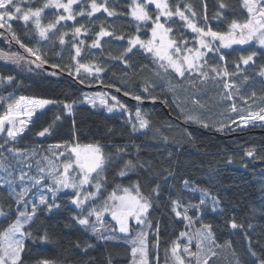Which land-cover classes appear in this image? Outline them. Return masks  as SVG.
<instances>
[{
  "label": "trees",
  "instance_id": "16d2710c",
  "mask_svg": "<svg viewBox=\"0 0 264 264\" xmlns=\"http://www.w3.org/2000/svg\"><path fill=\"white\" fill-rule=\"evenodd\" d=\"M44 2L45 0H31L30 5L23 3L21 6L35 8L42 6ZM97 2L102 3L104 0ZM223 2L227 8L220 10L219 0H169L173 10L177 3L181 6L190 4L197 16L193 18L188 12L186 15L200 26H205L203 17L206 5L207 26L214 31L227 32L233 20L243 23L247 20L248 13L242 0ZM89 4L90 0H81L73 5V9L75 12H79L82 7L90 10ZM130 5L131 0H108L109 8H114L117 12L114 17L107 16L101 10L91 18L78 15L75 20L61 21L58 25H62L63 33H67L65 44L62 46L58 39L43 57L47 61L45 64L58 68L59 71L42 66L37 68L34 63H29L33 61L30 54L12 39L6 29L0 28V50L25 58L19 64L0 58V116L5 113L8 104H14L21 97L55 103V106L35 114L26 131L17 140L16 146L28 151L39 146L50 154L45 149L47 146L98 144L109 157L102 173V187L93 201L79 209L71 204L72 193L58 192L55 203L59 207L47 211L44 206V210L37 213L31 225L25 226L24 230L31 232L34 239L25 240V250L22 253L24 264H38L43 260L55 261V264H109V261L111 264H131L132 244L126 241L129 240L128 235L119 234L112 229L114 239H98L90 227L81 226L74 217L81 213L87 216L89 208L93 205L100 206L118 185L121 190L135 183H139L144 196H152V207L147 215V221L152 225L149 232V264L167 261L173 241L183 244L182 240L179 241L180 233L194 235L203 224L212 226L214 236V242L209 241L210 251L205 256L201 255V258L203 256L204 260H208V264H256V257L250 254L249 249L256 252L257 257L264 258V126L239 127L236 121L241 115H246L247 110L259 111L264 107V80L256 76L261 66H264V48L252 44L248 47L233 46L224 49L219 47L218 41L215 42L217 52L224 57L229 72L236 70L241 56L256 52L253 61L249 65L240 63L241 73L231 77V83L234 81L236 85L231 90L232 100L221 99L216 97L212 88L206 89L205 82L195 74L189 76L186 73L184 77H180L171 68L165 71L154 62L150 53L139 46L126 55L127 63L116 58L129 46V37L139 35L145 42L150 39L151 23L142 24L138 33L136 22L129 14ZM152 10L153 7L150 6V13ZM57 11L55 8L44 9L42 25L54 21ZM218 11L221 12V18L215 19ZM59 13L64 14L63 9ZM161 22H164L163 17ZM10 23L21 43L33 48L39 36L34 24L30 21L25 25L22 20ZM81 25L88 31L85 33L82 30L79 36V40L84 41V46L77 60L85 67L80 68L77 73L78 64L72 60L75 55L72 33L75 27ZM102 25L108 31H115L116 36L123 35L124 39L102 37L101 46L91 48L90 45ZM168 26L172 28L170 37L178 42L180 39L186 40L190 49L198 47L196 34L178 17H173L166 23V27ZM207 61L209 65H221L216 52L208 53ZM97 65L103 71L97 73ZM204 70L210 76L218 77L214 80L221 79L219 86L224 90L222 77L216 76L210 68ZM245 76L249 78L247 81ZM9 77L12 82H8ZM105 87L116 88L122 94L107 91ZM86 91H105L114 96L130 116L139 109L149 121V127L133 132L130 117L123 112L107 113L103 109L82 103V95ZM191 94L199 103L192 101ZM135 96H140L139 101L145 103H134L132 99L136 100ZM65 103L73 104L71 114L62 107ZM233 103L236 105V112L231 111ZM57 116L60 117L59 120L56 119ZM186 117H195L200 123L186 120ZM205 123L208 127L203 126ZM221 125H226L224 130H219ZM49 126V134L44 137L37 135L44 127ZM118 147L124 150L119 158L116 156ZM249 149H255L253 157L245 155ZM0 151L3 152V157H7V163H13L14 176L11 178H15L19 173L16 161L6 153V148ZM128 160L136 164V168L128 170L123 177L119 176L118 172ZM31 169L23 170L34 175ZM4 173L2 171V177H5ZM185 181L190 188L207 190L210 197L214 196L220 202L219 209H223V212L219 209L214 212L209 201L200 212L195 208L189 209L191 221L177 218L171 212V200L179 199L182 207L178 210L183 211V206L198 205L201 197L200 191L185 189ZM157 183L161 185L158 198L152 193ZM3 184L4 181L0 180V211L5 213L0 219V231L16 219L17 207L21 210L24 207L23 204H16L14 194ZM14 187L18 192L19 188ZM28 199L26 196L25 200ZM48 200L51 202L52 197ZM233 217L243 224L242 229L233 230L228 226L226 221ZM89 220L93 222V216ZM105 220L107 219L103 223L107 227L110 222ZM157 226L160 237L158 249L152 247L156 239L152 233H155ZM105 229H101L102 236L108 234ZM45 232L48 235L46 242L39 239ZM166 250H169L167 256Z\"/></svg>",
  "mask_w": 264,
  "mask_h": 264
},
{
  "label": "snow or ice",
  "instance_id": "6c2138e0",
  "mask_svg": "<svg viewBox=\"0 0 264 264\" xmlns=\"http://www.w3.org/2000/svg\"><path fill=\"white\" fill-rule=\"evenodd\" d=\"M81 0H45L42 6L35 8L27 7L24 8L21 5L23 3L31 4V0H0V28L6 29L12 39L20 44L21 48H25L30 55H35L36 60L39 63L36 64L37 68H40L47 61L40 54L38 49H33L26 47L19 38L16 36L15 32L12 29V24L10 23L13 20H22L25 25L30 21L34 24L35 30L38 33L41 40H47L49 34L57 28V25L61 21L75 20L76 16L93 17L95 13L103 12L107 13V16L114 17L117 15V12L114 8L110 9L108 6V0H104L102 3H98L97 0H90L88 8H81L79 12H75L73 5L80 3ZM243 7L247 10L248 18L245 22L240 23L236 20H233L229 25V30L227 32L214 31L210 26H207L208 17L206 15V5H205V15L203 17L205 21V26H200L190 18L189 15H186V12L191 13V16L195 18L197 13L193 10L190 4L177 3L174 10L169 3V0H131L130 6V16L137 25V32L139 33L141 25H146L147 22L151 21V39L147 42L142 40L139 35H135L128 38V47L125 49L124 53H121L117 59L127 63L125 59L128 53H131L136 46H139L145 52L150 53L154 62L158 63L161 68L167 71L171 68L177 73L180 77H184L186 73L189 76L195 74L197 78L201 81H206L211 77L210 73L205 71V68H210L212 73H215L216 76H221L222 78H230L241 73L242 69L240 68V63L244 65H249L253 61V57L256 56V52H252L250 55L241 56L240 62L236 65V70L234 72H229L226 64L225 65H209L207 61V54L214 53L218 51V47L215 44L216 41H219V47L231 48L232 45H243L249 41L256 40L258 41L261 48H264V0H242ZM154 5L156 9L155 17L153 18L152 13H150V6ZM55 8L57 9V15L54 21L49 22L47 25H42V13L44 9ZM227 8V5L223 0H219V9L224 10ZM63 9V13H59V10ZM66 14V15H65ZM161 17L164 18V22H161ZM173 17H178L179 20L183 21L185 26L195 33V39L198 44V47L190 49L188 47V42L186 40L180 39L179 42L177 39L169 36V33L172 32L170 26L166 27ZM215 19L221 18V12L218 11L215 14ZM82 30L86 33L88 30L84 28L83 25L75 27L72 38L73 43L72 47L75 48V55L72 56V60L76 61L78 67L76 72L79 73L80 68L85 67L83 64H79L77 58L81 55V49L84 46V41L79 40V36ZM2 35V33H0ZM67 33H61L58 37L59 43L63 46L65 44V36ZM102 37H115L116 39L123 40L124 36H116L115 31L106 30L103 25L100 28V31L96 33V39L90 45L91 48H99L101 46ZM78 41V44H77ZM79 45V46H78ZM0 58L11 60L13 63L19 64L21 60L25 58L19 56L16 53L7 54L0 50ZM221 61L224 60L223 56H220ZM166 63H161V62ZM29 63H34L31 61ZM97 73L103 71L99 65L95 67ZM71 75V71L69 72ZM260 76H264V66H261L259 73ZM245 81L249 78L244 77ZM8 82H12V78H8ZM223 86L227 91L224 94V99L232 100V89L236 87L235 82L229 83L227 79L223 80ZM147 91V88H145ZM128 94V93H126ZM94 99V98H93ZM115 100V97H113ZM134 99L141 100L140 96H135ZM25 98L21 97L20 101H24ZM20 101H17L15 104H8L7 111L3 116H0V133L7 132V137L3 144H0V149H4L9 142H15L17 137L25 132V129L29 123L28 120L17 119V113L21 111L22 106ZM91 102V101H90ZM103 102V101H102ZM198 103V101H193ZM53 103V101L44 100V99H32L28 101L30 107L25 112V115L29 118L33 116L36 110L45 108L46 105ZM117 105L121 109L124 108L123 105H120L117 101ZM115 107V106H114ZM65 110L71 114L73 110L72 103L64 104ZM109 112L113 111V107H108ZM231 111L236 112L237 108L235 103L231 106ZM57 120L60 119L59 116L56 117ZM136 119L138 122V127L136 123H133V132H136L141 129H147L149 127V121L144 118L140 110L137 109ZM186 120H194L197 123L195 117H186ZM257 120L264 121V107L259 109L257 113H249L248 116H240V121L243 126H248L250 122H255ZM234 124L235 121H232ZM204 127H208L205 123ZM226 125H221L219 130H224ZM51 131V126L44 127L41 131L37 133L38 136L44 137L46 134H49ZM56 148L61 147L56 145ZM53 146L49 147V151H52ZM7 151L13 154V159L18 165L19 175L15 178L13 177V165L6 163L7 157H3V152L0 151V171L6 172V177H0V180L4 181L2 186L7 187L12 194H14V199L16 204L19 206L23 204V210L17 207V216L14 222L9 224V226L0 231V264H24L22 258V253L25 250V240L34 239L31 232H28L25 229V226H30L34 221L37 213L44 210L46 206L47 211H51L54 207H59L55 203V199L58 192H61L65 189H71L74 192V195L71 198V203L79 209H83L87 202H91L98 196L100 189L103 184L102 173L105 170L106 164L109 161V157L105 155L103 149L97 145H86L80 146L79 144L71 146V154L75 157L74 160L69 159L67 162L63 163L62 171L59 170V167L55 162L49 159L47 156L43 157V160L46 161L44 166H40V161L37 160V174L32 175L30 172H26L23 169L27 167L28 169L32 168V164L28 161L36 156V151L33 150L29 152L27 149L21 150L15 147H7ZM124 150L117 148L116 156L119 158L120 153ZM255 149H249L246 151L245 155L253 157ZM65 153L53 152V155L59 159L60 156H63ZM131 160L125 161V164L118 172L119 176H125L128 170H134L136 168ZM144 167L143 164L140 165ZM95 174V175H93ZM169 175H172L169 172ZM49 181V183H45ZM27 182V183H26ZM167 182V178H165ZM19 183L20 190L16 192L14 185ZM91 185L95 188V191H88L87 187ZM32 188H37L39 195L36 199L25 200V197L28 196ZM46 188L47 192L52 194V201L49 202L48 198L44 194V189ZM120 186H117V189L114 190L100 206L93 205L89 208L87 216H84L82 213L74 219L85 228H91V232L97 236L98 239L110 240L113 239L111 236H102L101 229L103 226V217L105 213H108L111 216V219L116 222L119 226V232L128 233L130 230L129 220L134 219L138 225H147L148 229L152 228L150 222L147 221V215L149 209L152 207V196H144L141 193L139 183H135L130 187L123 188V194L118 195L117 192ZM184 188L188 191L201 192V197L198 205H187L183 206V211H179L182 207V203L179 199L171 200V212L175 213L177 218H183L186 221H191L192 217L189 216V209L195 208L197 212L202 211L204 205L211 202L212 210L215 212L219 209V201L214 196H209L207 190L190 188L187 181L184 182ZM134 189V191H133ZM152 193L158 198L161 194V185L159 183L152 189ZM31 204V210H28V205ZM222 213L223 209H219ZM5 215L0 211V216ZM95 216L96 221L90 222L89 217ZM228 226L233 229H242L243 224L238 223L233 217L226 221ZM100 225V227L97 226ZM156 239L152 244V247L159 248V228L155 233ZM149 231L144 228L137 234V236L131 241L132 248V261L131 264H149ZM180 237H187L188 243L181 246L180 243L173 241V245L170 248V258L172 264H191L192 260L196 261V264H201L200 253L204 250L205 242L213 241L214 236L212 231V226L210 224H203L202 229L198 230L194 235H188L187 232H181ZM41 241L46 242L48 240V235L45 234L39 237ZM195 240L196 248L198 251H191L190 245L192 241ZM219 247V245H216ZM230 246V245H229ZM90 247V245H89ZM166 250V256L168 255ZM250 254L253 257H256V264H264V258L257 257L256 252L249 249ZM215 255V253H213ZM38 264H55V261L43 260L38 262ZM111 264V261H109ZM203 264H208V260L205 259Z\"/></svg>",
  "mask_w": 264,
  "mask_h": 264
},
{
  "label": "rangeland",
  "instance_id": "374dc122",
  "mask_svg": "<svg viewBox=\"0 0 264 264\" xmlns=\"http://www.w3.org/2000/svg\"><path fill=\"white\" fill-rule=\"evenodd\" d=\"M130 6H131V5H130ZM151 7H153L152 15H153V18H154V17H155V14H156V9H155V6H154V5H152ZM149 22L151 23V21H149ZM151 26H152V25H151ZM61 33H63V26H62V25H57V28L54 29V30L49 34V38H48L47 40H41L40 37L38 36V40H37L36 44L33 46V49H38L39 52H40V54H42V56L44 57V56L50 51V49L53 47V45L55 44V42L58 40V37H59V35H60ZM150 34H151V28H150ZM150 39H151V35H150ZM218 42H219V41H218ZM219 43H220V42H219ZM252 44H256L258 47H260L258 41H256V40L249 41L248 43L243 44V45H232V47H233V46L248 47V46H250V45H252ZM222 48H224V47H222ZM224 49H230V48H224ZM33 56H35V55H33ZM216 56H217V58L219 59V57L222 56V55H221L219 52H216ZM35 57H36V56H35ZM219 61H220L221 65H225V59H224L223 61H221V60L219 59ZM162 62H163V61H162ZM164 63H166V62H164ZM250 63H251V62H250ZM243 65H244V64H243ZM258 73H259V72L256 73V76H257L258 78L264 80V76H260ZM211 77H215V76H214V75H211ZM220 77H221V76H220ZM215 78H216V80L218 79V77H215ZM219 79H220V78H219ZM224 79H227V80L229 81V83H231V77H230V78H222V80H224ZM216 80H214V79H212V78H209L208 80L203 81V82H205L206 89L212 88L213 91H214L215 94H216V97H220L221 99H224V98H223V97H224V94H225L227 91H229V90H225V88H224V90H223V88L221 87V85L219 86V84L221 83V79H220V81H219V80L216 81ZM207 87H208V88H207ZM113 97H114V96L109 95V94L106 93L105 91H86V92L82 95V103H84V104H86V105H89V106H91V107H94V108H100V109H103V110H104L105 112H107V113H114V112H120V113H122V112H123L128 118L130 117L129 119H130V122H131L132 126H133V123H136V124H137V127H138V122H137V119H136V112H137V110L134 112L133 116H130V114H129L124 108L121 109V108L119 107V105H117V101H118V100H117L116 98H115V100H114ZM93 98H94V99H93ZM190 98H193L192 101H196V100L194 99V95H193V94L190 95ZM29 100H32V99H26V98H25L24 101H20V99L18 100V101H20L21 106H22L21 111H19V112L17 113V119H18V120H19V119H24V120H28L29 123H30V121L33 119V117L35 116V114H37V113H39V112H42L43 110H45L46 108H48V107H50V106H55V103H50V104L46 105L45 108L36 110L35 113L33 114V116H32L31 118H29V117H27V116L25 115V112H26L27 109L30 107V105L28 104V101H29ZM90 101H91V102H90ZM102 101H103V102H102ZM118 102H119V101H118ZM15 103H16V102H15ZM15 103H14V104H15ZM198 103H199V101H198ZM119 104L121 105L120 102H119ZM114 106H115V107H114ZM62 107L64 108V104H62ZM108 107H113V111H112V112H109V111L107 110ZM64 109H65V108H64ZM6 111H7V110H6ZM6 111H5V112H6ZM247 111H248V110H247ZM247 111H246V115H244V116H248L249 113H257V112H259V111H257V110H252V111H249V112H247ZM4 114H5V113H4ZM4 114H3V115H4ZM141 114H142V113H141ZM3 115H2V116H3ZM142 115L144 116V114H142ZM29 123H28L26 129L28 128ZM236 124H237L239 127H246V126H243V125L241 124L240 118L237 119ZM249 125H257V126H258V125H261V126H264V121L257 120V121H255V122H250V123L248 124V126H249ZM26 129H25V131H26ZM22 134H23V133H22ZM22 134H21V135H22ZM21 135H20V136H21ZM20 136L17 137V140L19 139ZM6 137H7V132H6V131L3 132V133H0V139H1V141H2V144L4 143ZM17 140H16L15 142H9V144L5 147V148H6V153L9 154L10 157H12V158H13V154H12V153H9V152L7 151V147H15V148L21 149L20 147H17V146H16V142H17ZM75 145H77V144H73V145H69V146H61V147H59V148H56L55 146H53L52 151H49V147H50V146H47L45 149H46L50 154H52V155H50V154H48V153H45L44 150H42V147H39V146H37V147H32L33 150L36 151V156L33 157V158H31L30 162H29V161H28V162L32 164V169H31V170L34 171V175L37 174V166H36V162H37V160L40 161V166H44L45 163H46V161L43 160V157H45V156H47L49 159L53 160V161L55 162V164L59 167V170L62 171V170H63V169H62V165H63V163L67 162L69 159H72V160L75 159V157L71 154V151H70L71 146H75ZM87 145H90V144H87ZM91 145H93V144H91ZM80 146H86V145H80ZM21 150H24V149H21ZM33 150H31V151H33ZM31 151H29V152H31ZM53 152L57 153V155H58L60 152H64L65 154H64L63 156H60L59 159H57L56 156L53 155ZM9 162H10V161H9ZM9 162H8V164H13V163H9ZM6 163H7V162H6ZM25 168L27 169V167H25ZM4 174H5V177H6V175H7L6 172H5ZM30 174H31V173H30ZM18 175H19V173L16 174V176H18ZM93 175H95V174H93ZM13 176H14V175H13ZM16 176H15V177H16ZM0 177H2V171H0ZM26 183H27V182H26ZM45 183H49V181H45ZM15 186H16L17 188H19V189H18V192H19V190H20L19 183H17ZM86 187H87L88 191H95V190H96V189L93 188L91 185H88V186H86ZM43 191H44V194L46 195L47 198L52 197V194L49 193V192H47L46 188H45ZM133 191H134V189H133ZM61 192L72 193V196L74 195V192H73L71 189H65V190H63V191H61ZM39 194H40V193H39V191H38L37 188H32L31 191H30L29 194H28V198H29L28 200L36 199V198L38 197ZM117 194H118V195H122V194H123V189L119 190ZM94 199H95V198H94ZM87 203H89V202H87ZM87 203H86V204H87ZM71 204H72V203H71ZM86 204H85V205H86ZM72 205H73V204H72ZM73 206L76 207L75 205H73ZM76 208H77V207H76ZM28 210H29V211L31 210V204L28 205ZM3 217H4V215H3V216H0V219H2ZM104 219H107V220H105V222H107V221L110 222V225H109V226L105 227L104 223H103V226H102V229L106 228L105 230L108 231V232H107L108 234H106V236H111V237H113V235L111 234V231H112V229H114V231H116V232L119 233V234H122V235H128V236H129V237H128L129 240H126V241H128V242H130V243H131V241L137 236V234L141 231L142 228H144L145 230H147V231L150 232V229L147 228V225H138V224L135 222L134 219H130V220H129V227H130L129 232H128V233H121V232H119V226L116 224L115 221H113V220L111 219V216H110L108 213H105V214H104L103 221H104ZM14 221H15V220H14ZM14 221H13V222H14ZM95 221H96V218H95V216H93V222H95ZM97 226L100 227L99 224H97ZM201 229H202V227L198 228L197 230H201ZM188 235H189V234H188ZM113 239H114V238H113ZM180 240H182V242H183V244L181 245L182 247H183V245H185V244L188 243L187 237H180V236H179V241H180ZM192 242H193V243L190 245L191 251H193V252L198 251L197 248H196V242H195V240H193ZM178 243H179V242H178ZM131 244H132V243H131ZM132 246H133V245H132ZM193 246H195L196 249L193 248ZM207 251H210V242H209V241H208V242H205L204 250L200 253V256H201V255L205 256L206 253H207ZM203 256H202V258H201V264H203V261H204V257H203ZM131 261H132V258H131ZM158 264H172V261H171L170 255H169V258H168L167 261H165V262H161V263H158ZM191 264H196V262L194 263V260H192Z\"/></svg>",
  "mask_w": 264,
  "mask_h": 264
},
{
  "label": "water",
  "instance_id": "95a60500",
  "mask_svg": "<svg viewBox=\"0 0 264 264\" xmlns=\"http://www.w3.org/2000/svg\"><path fill=\"white\" fill-rule=\"evenodd\" d=\"M30 56L33 58V61H34V64H35V65H36L37 63H39V61L36 60V57H35V56H33V55H30ZM42 67H44V68H46V69H52V70H54V71H59L58 68H54V67H52V66H50V65H47V64H43ZM105 90H107V91H112V92H115V93H117V94H122V93L119 92L118 89L113 88V87H105ZM132 101H133L134 103H136V104H143V103H145V101H138V100H133V99H132Z\"/></svg>",
  "mask_w": 264,
  "mask_h": 264
}]
</instances>
